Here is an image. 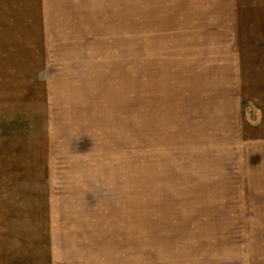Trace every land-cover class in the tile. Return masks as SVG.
<instances>
[{
	"label": "rangeland",
	"instance_id": "1",
	"mask_svg": "<svg viewBox=\"0 0 264 264\" xmlns=\"http://www.w3.org/2000/svg\"><path fill=\"white\" fill-rule=\"evenodd\" d=\"M261 208L264 0H0V236Z\"/></svg>",
	"mask_w": 264,
	"mask_h": 264
},
{
	"label": "crops",
	"instance_id": "2",
	"mask_svg": "<svg viewBox=\"0 0 264 264\" xmlns=\"http://www.w3.org/2000/svg\"><path fill=\"white\" fill-rule=\"evenodd\" d=\"M258 211L256 218L229 220L231 226L156 222L154 235L144 236L135 221L114 226L122 233L0 236V264H264V209Z\"/></svg>",
	"mask_w": 264,
	"mask_h": 264
}]
</instances>
